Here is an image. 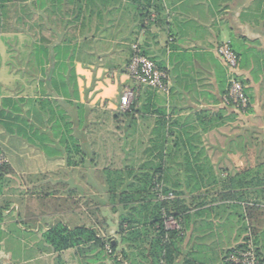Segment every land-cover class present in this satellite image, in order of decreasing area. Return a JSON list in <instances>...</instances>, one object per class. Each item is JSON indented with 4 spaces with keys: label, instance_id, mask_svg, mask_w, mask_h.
<instances>
[{
    "label": "crops",
    "instance_id": "0c3cea01",
    "mask_svg": "<svg viewBox=\"0 0 264 264\" xmlns=\"http://www.w3.org/2000/svg\"><path fill=\"white\" fill-rule=\"evenodd\" d=\"M134 43L167 72L168 92L127 75ZM225 43L250 100L245 116L222 103L228 70L218 48ZM129 89L136 98L122 110ZM67 135L82 146L84 165L67 166ZM104 135L117 141L110 145L123 157L121 172L150 161L173 169L176 181L162 175L182 227L172 264H222L227 252L256 239L246 227L264 208V176L234 168L229 157L231 143L246 135L264 154V0L0 4V153L10 167L0 173L2 263L154 264L149 213L115 199L116 183L95 167ZM132 157L139 158L133 168ZM134 184L141 183L122 182L118 195H135ZM127 219L131 226L119 234ZM56 226L95 231L115 254L94 242L57 252L45 240Z\"/></svg>",
    "mask_w": 264,
    "mask_h": 264
},
{
    "label": "trees",
    "instance_id": "16d2710c",
    "mask_svg": "<svg viewBox=\"0 0 264 264\" xmlns=\"http://www.w3.org/2000/svg\"><path fill=\"white\" fill-rule=\"evenodd\" d=\"M24 1L25 0H0V4L6 5L11 3H20ZM227 90L224 95L227 94ZM69 129L70 128L67 125V132L69 131ZM64 143L67 166L77 167L80 165H84L85 161L87 160V156L84 154L82 146L77 141H74L73 138L69 135L66 136ZM159 160L162 162H166L168 161V158L160 157ZM182 161H190V158L184 157ZM7 168H10L8 164L1 166L0 173L6 170ZM164 172L165 169L157 167L155 168L153 166V162L150 161L145 163L144 165L139 166L138 169L135 171H120V173H118V176L120 178V181H118L119 184L114 185L115 187L113 189L115 199L121 198V203L130 204L132 211H134L135 213L144 211L149 213L150 218H148L147 222L144 223H147L155 234V238L153 239L151 245V257L154 260V264H172L171 247L174 245V242L178 240L182 235V227L181 230L169 231L166 229L165 226V219L169 216L174 217L180 223L179 217L175 213V200L172 202H161L158 200L157 195L154 191L156 184L163 183L162 175ZM130 179L134 182L141 183L140 185L136 186L135 184L132 185L134 186L132 190L135 195H118L119 192H122L121 183ZM165 189L167 191H173L175 193L174 190H171L166 187ZM139 197L141 198V201H139ZM126 224L128 225V227H130L131 221H128L127 219L120 223L119 234L124 233V226ZM45 240L47 241V243L53 246V248L57 252H62L71 248H79L81 247V245L94 242L97 247L107 253L105 249L107 242H105L103 239H100L95 231H91L86 228H77L74 230H69L63 226H56L52 228L48 233H46ZM123 240H126V237L123 236ZM110 246L112 249V254H115L117 247H115L111 242ZM239 248L241 247L234 248L229 252ZM229 252H227V254ZM257 253L261 258L262 264H264V259L262 255L259 251H257ZM112 254L110 256H112ZM117 259L118 257L115 258L116 261ZM117 263L120 264L121 262Z\"/></svg>",
    "mask_w": 264,
    "mask_h": 264
},
{
    "label": "built area",
    "instance_id": "2783aa9c",
    "mask_svg": "<svg viewBox=\"0 0 264 264\" xmlns=\"http://www.w3.org/2000/svg\"><path fill=\"white\" fill-rule=\"evenodd\" d=\"M218 52L228 70V90L227 94L223 96L222 103L246 114L250 107V100L237 74L238 58L230 43L219 46ZM126 72L137 86L147 87L158 92L169 91L167 72L146 56L138 45L134 46L133 56L126 68ZM135 98L136 93L134 90H126L122 98V110L129 109ZM6 164V156L0 153V167ZM154 191L161 202H172L176 199L175 193L167 191L161 183L156 184ZM165 226L169 231L181 230L179 221L172 216L166 217ZM105 249L108 254L112 253L110 244H107ZM0 264L5 263L0 261ZM222 264H262V262L259 254L254 249L239 248L225 255Z\"/></svg>",
    "mask_w": 264,
    "mask_h": 264
},
{
    "label": "rangeland",
    "instance_id": "374dc122",
    "mask_svg": "<svg viewBox=\"0 0 264 264\" xmlns=\"http://www.w3.org/2000/svg\"><path fill=\"white\" fill-rule=\"evenodd\" d=\"M135 45L139 46L138 43H134L131 45L132 54H131L130 60L132 59ZM130 60H129V62H130ZM129 62L126 65V68L128 67ZM126 68H125V70H126ZM224 106L230 108L229 106H226V105H224ZM233 109L238 114H240L241 116L247 115V113L243 114L239 110H237L236 108H233ZM104 136L106 138V141H99V143H98L99 145L97 144L99 156L97 155L95 167H97L99 169V171H103V173L101 174L103 179L105 178L106 180H109V181L117 184V183H119L118 181H120L118 173H120V169L123 166V162H122L123 157H122L121 153L118 154L119 150H116L117 148H114L113 146L110 145L111 143L116 144L117 141L112 140V136H109V135H104ZM107 144H108L107 147H109V148L105 149ZM100 147H103L104 149L101 150ZM106 154H108V155H106ZM229 158H230L234 168H258L256 175H258L259 177L264 176V154H263V151H261L260 147L256 146V144L254 146V143L250 141V138L248 135H246V137L243 138L242 140L235 141V142L231 143V153H230ZM138 159H139L138 157H132L129 159V163L131 164V168H133L134 165H135V167L137 166V164L139 163ZM196 159L197 158H193L194 161ZM181 160H183V158H179V157L168 158V161H171V162H173V161L176 162V161H181ZM132 165H133V167H132ZM203 168H205V167H203ZM163 169H165V175L164 176H165V183L166 184L168 183V181H172V182L176 181V177H175V173H174L173 169H170V168H163ZM101 175L99 173L100 178H101ZM247 175L249 176V174H247ZM163 183H164V181H163ZM165 187L167 188V186H165ZM258 198H259V200L264 202V193L259 192ZM258 216L262 220L259 219V221L256 224H254L253 226L251 225L250 228L246 227V230H247L246 234H249L250 232H252L254 230L253 232L256 233L257 238L255 239L254 236H250L249 239L246 240V242H244L240 247L244 248V249L252 248L256 252L259 250L262 257H264V208H261L260 210H258ZM233 219H234V217H233ZM233 219H230L226 222L228 224V226L232 225ZM108 244H110V242ZM111 254H108V255L110 256ZM113 255L114 254H112V256ZM225 255H227V253Z\"/></svg>",
    "mask_w": 264,
    "mask_h": 264
}]
</instances>
